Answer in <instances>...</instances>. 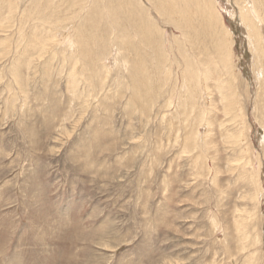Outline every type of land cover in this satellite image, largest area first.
<instances>
[{"label": "rangeland", "instance_id": "rangeland-1", "mask_svg": "<svg viewBox=\"0 0 264 264\" xmlns=\"http://www.w3.org/2000/svg\"><path fill=\"white\" fill-rule=\"evenodd\" d=\"M94 1L0 0V264H264V0Z\"/></svg>", "mask_w": 264, "mask_h": 264}, {"label": "bare ground", "instance_id": "bare-ground-1", "mask_svg": "<svg viewBox=\"0 0 264 264\" xmlns=\"http://www.w3.org/2000/svg\"><path fill=\"white\" fill-rule=\"evenodd\" d=\"M182 1V0H181ZM190 1H192V0H190ZM243 1V0H242ZM248 1V0H247ZM250 1V0H249ZM260 1V0H259ZM184 2V1H183ZM187 2V1H186ZM195 2V1H194ZM256 2V1H255ZM187 3H190L191 4V2H187ZM207 3V2H206ZM205 3V4H206ZM95 4V5H94ZM190 4H189V6H190ZM193 4V3H192ZM245 4V3H244ZM136 5V6H135ZM140 5H141V3H140ZM139 5V7L137 6V4H135V0H133L130 4H129V10H128V14L130 15V16H132L133 15V13H135V16H136V21H138L137 23H141L142 22V19L140 18V14H139V10H142V5L140 6ZM187 5V4H186ZM185 5V6H186ZM10 6V5H9ZM95 6V8H96V12H95V14H93V12H92V14L94 15V16H96L97 18H99V16L101 17V13H100V11H99V2H98V0H97V3L94 1V3H93V5H92V7H94ZM127 6V5H126ZM156 6V5H155ZM182 6V5H181ZM195 6V5H194ZM208 6V5H207ZM210 6H212V4L210 5ZM243 7V6H242ZM248 7V6H247ZM156 8H157V6H156ZM170 8V7H169ZM181 8V7H180ZM203 8H204V5H203ZM251 8V7H250ZM10 9H11V7H10ZM126 9V8H125ZM161 9V8H160ZM186 9V8H185ZM184 9V10H185ZM215 9V8H214ZM241 10H240V16H241V18H242V20L244 21V23H245V25H246V27H247V29H248V31H249V35L252 37V39L254 38V36H255V38H256V42H261L260 40H259V38H262V36L261 37H258V34H257V30H260V29H258L259 28V26H257L256 27V24H255V22L250 18V17H248L245 13H244V7H243V9L242 8H240ZM248 9V8H247ZM165 10V9H164ZM183 10V9H182ZM192 10H193V8H192ZM255 10V9H254ZM135 11V12H134ZM248 11H250V10H248ZM100 13V15L98 16V15H96V13ZM206 12V11H205ZM213 12H214V10L211 8V12H210V16H209V21H211L212 23H213V21H214V23L216 24V25H214V26H219L220 28H221V31L223 32V36H220V37H218L217 35H216V37H218L219 39H223V38H226V41L224 42V40H221V41H223V47L224 48H222L220 51H218V54H219V57H218V63L220 64H222L223 65V67L222 68H224V69H226V71L228 70V73L230 72V70H231V68H232V66L230 65V59H231V41H230V34H229V32L230 31H228V29H227V27H225V25L223 24V23H221V21H220V16L218 17V13L216 14V13H214V18L212 17V15H213ZM215 12H216V10H215ZM258 12V11H257ZM254 13V12H253ZM252 13V14H253ZM146 15H147V13H145ZM182 14V13H181ZM186 14V13H185ZM196 14V13H195ZM216 14V15H215ZM249 14H250V12H249ZM252 14H250V15H252ZM256 14V13H255ZM254 14V15H255ZM163 16H164V14H162ZM205 15H207V12H206V14ZM221 15V14H220ZM183 16V15H182ZM147 17H148V15H147ZM200 17V16H199ZM208 17V16H207ZM203 17H201V19H202ZM38 19V18H37ZM91 19H92V16H91ZM133 19V18H132ZM183 19V18H182ZM39 20H40V22H41V26L43 27L44 26V24H51L52 23V21H50V18L47 20L46 18L45 19H43L42 17H40L39 18ZM57 20V19H56ZM63 20V19H62ZM93 20V19H92ZM188 20V19H187ZM206 20H207V18H206ZM180 21V20H179ZM243 21H241V22H243ZM257 21V20H256ZM199 22V21H198ZM257 22H259V21H257ZM261 22V21H260ZM4 23V22H3ZM208 23V22H207ZM93 24V23H92ZM260 24H262V23H260ZM242 25V24H241ZM6 26V25H5ZM8 26V25H7ZM6 26V27H7ZM145 26H146V28H147V30L148 31H152L154 28H156V27H154L153 26V23L151 22V20L150 19H148V20H146L145 21ZM180 26V25H179ZM190 26V25H189ZM202 26V25H201ZM210 26H211V28H212V25H211V23H210ZM243 26V25H242ZM260 26H263V25H260ZM128 27V26H127ZM181 27V26H180ZM5 28V27H4ZM47 28H49L48 30H47V33H46V35H43L44 37H42L41 36V34L38 36H36V38H57V33H55L56 31V26L55 27H47ZM216 28H218V27H216ZM257 28V29H256ZM157 30H158V28H156ZM177 29H178V27H177ZM181 29H182V27H181ZM50 30H52V32H50ZM190 30V29H189ZM212 30V29H211ZM218 30V29H217ZM263 30V29H262ZM1 31H3V29H1ZM54 31V32H53ZM180 31H182V30H180ZM247 31V32H248ZM156 32V31H155ZM37 33V32H36ZM78 33H79V31L77 32V31H75V33L71 36V37H69V38H73V37H77L78 36ZM153 33V32H152ZM221 33V32H220ZM264 33V32H263ZM156 34H159V33H156ZM232 34V33H231ZM248 34V33H247ZM259 34H260V32H259ZM160 35V34H159ZM185 35V34H184ZM182 36H183V33H182ZM185 36H187V35H185ZM249 37V36H248ZM264 37V36H263ZM12 38V37H11ZM66 38V37H65ZM86 38H87V35H86ZM116 38H120V39H124V37L122 36V35H120L119 33L116 35ZM189 38V37H188ZM7 40H5L4 42H2L1 43V45H2V48H4L1 52L2 53H6V52H8L9 51V48H10V43H9V38H6ZM67 39V38H66ZM77 39V38H76ZM104 39V38H103ZM128 39V38H127ZM180 39V38H179ZM217 39V38H216ZM249 39V38H248ZM263 39V38H262ZM37 40V39H36ZM51 40H54V39H51ZM50 39H47V42H50L51 41ZM119 40V39H118ZM156 40H157V38H156ZM160 40V39H159ZM192 40V39H191ZM58 41V40H57ZM78 41V40H77ZM90 41V40H89ZM103 41V40H102ZM123 41V40H122ZM183 41V40H182ZM251 41V40H250ZM45 42L46 41H41V39L40 40H37L36 42H35V44H32V47L33 48H35L38 44H39V46H37V47H39V49L40 50H42L45 46H46V44H45ZM105 41H103V43H104ZM110 42H112V41H110ZM109 42V43H110ZM156 42V41H155ZM158 42V41H157ZM160 42H161V40H160ZM181 42V41H180ZM23 43V42H22ZM32 43H34V42H32ZM54 43V42H53ZM74 43V42H73ZM79 43V42H78ZM77 43V44H78ZM126 43V42H125ZM131 43V42H130ZM221 43V42H220ZM220 43L218 42V45H220ZM226 43V44H225ZM264 43V42H263ZM19 43H17V45H18ZM55 44V43H54ZM84 44H85V42H84ZM132 44V43H131ZM159 44H161V43H159ZM190 44V43H189ZM248 44V43H247ZM250 44V43H249ZM259 44V43H258ZM20 45V44H19ZM56 45V44H55ZM179 45H180V43H179ZM183 45H185V44H183ZM217 45V44H216ZM217 45V46H218ZM262 45V44H261ZM70 45H68L67 47H69ZM81 46V45H80ZM79 45H77L76 47H80ZM86 46V45H85ZM128 46V45H127ZM257 46V45H256ZM157 47V46H156ZM49 48V47H48ZM120 48L122 49H125V46L123 45V46H121V44H120ZM161 48V47H160ZM262 48H264L263 46H262ZM84 48H82V50H83ZM122 49V50H123ZM127 49V48H126ZM150 49V48H149ZM163 49V48H162ZM249 49H250V47H249ZM255 49H257V47L255 48ZM259 49V48H258ZM53 50V49H52ZM73 50H75V49H73ZM81 50V49H80ZM161 50V49H160ZM186 50V49H185ZM254 50V49H253ZM261 50V52L263 53L264 51H263V49H260ZM260 50H258L259 52L258 53H260ZM155 51H156V49H155ZM159 51V50H158ZM163 51V50H162ZM188 51V50H187ZM190 51V50H189ZM257 51V50H256ZM40 53H42L41 51H40ZM189 53V52H188ZM255 53V52H254ZM78 54H82V53H78ZM77 54V55H78ZM85 54V53H84ZM120 54H121V52H120ZM167 54V53H166ZM180 54V53H179ZM182 54V53H181ZM193 54V53H192ZM74 55V54H73ZM159 55V54H158ZM80 56V55H79ZM83 56H85V55H83ZM182 56V55H181ZM259 56V55H258ZM76 57V56H75ZM129 57V56H128ZM186 65H187V68H186V70L185 71H187V72H189V74L191 75V77H192V79H193V81H195V83L197 82L198 83V81H196V79L198 78V76H200V75H198V71H197V69H193V67H192V64H191V61H190V59L189 58H187L188 57V54L186 53ZM78 58V57H77ZM80 58H81V56H80ZM157 58V57H156ZM76 59V58H75ZM79 59V58H78ZM192 59V58H191ZM256 59V58H255ZM160 60V59H159ZM76 61V60H75ZM78 61H80V60H78ZM125 61V60H124ZM183 61V60H182ZM198 61V60H197ZM258 61V60H257ZM184 62V61H183ZM153 63V62H152ZM196 63V62H195ZM261 63V62H260ZM264 63V62H263ZM73 64H75V63H73ZM119 64V63H118ZM164 64V63H163ZM210 64V63H209ZM219 64L217 65V66H219ZM220 64V65H221ZM256 64H259V63H256ZM255 64V65H256ZM76 65V64H75ZM80 65V64H79ZM121 65H122V63H121ZM211 65V64H210ZM209 65V66H210ZM230 65V66H229ZM76 67V66H75ZM78 67V66H77ZM76 67V68H77ZM157 67V66H156ZM161 67V66H160ZM256 67H257V65H256ZM204 68V75H203V77L201 76L200 78H203L202 80H201V82H202V84L204 85H202V87L205 89V90H207L208 92H207V97H208V95L211 93L210 91H209V86H207V82H208V84H209V79H208V72H209V69H208V67H203ZM260 68H263V67H260ZM259 68V69H260ZM79 69V68H78ZM156 69V68H155ZM167 69V68H166ZM221 69V68H220ZM224 69H222V70H224ZM258 69V68H257ZM80 70V69H79ZM163 70V69H162ZM168 70V69H167ZM78 71V70H77ZM164 71V70H163ZM166 71V70H165ZM211 71V70H210ZM213 71H214V69H213ZM212 71V72H213ZM220 72H221V70H219ZM233 71V70H232ZM259 71H261L262 72V70H258V72ZM264 71V70H263ZM109 72V71H108ZM162 72V71H161ZM211 72V73H212ZM222 72H224V71H222ZM234 72V71H233ZM257 72V74H259ZM74 73H76V71H74ZM110 73V72H109ZM216 73V72H215ZM73 74V73H72ZM163 74V73H162ZM200 74V73H199ZM217 74H218V72H217ZM217 74H215V75H217ZM261 74V73H260ZM263 74V73H262ZM261 74V75H262ZM166 75H167V73H166ZM182 75V74H181ZM187 75V74H186ZM213 75V74H212ZM232 75H233V73H232ZM231 75V76H232ZM73 76V75H72ZM75 76V75H74ZM210 76H211V74H210ZM221 76V75H220ZM227 76V75H226ZM166 77H168V76H166ZM217 77V76H216ZM184 78V77H183ZM212 77H210V79H211ZM236 78V77H235ZM261 78H263V77H261ZM78 79V78H77ZM218 79V78H217ZM260 79V78H259ZM264 79V78H263ZM71 80V79H70ZM72 80H74V79H72ZM75 80H76V78H75ZM160 80V79H159ZM159 80H158V82H159ZM198 80V79H197ZM212 80V79H211ZM210 80V82H212ZM214 81H216V83H217V80H214ZM72 82V81H71ZM74 82V81H73ZM78 82V81H77ZM76 82V83H77ZM192 82V81H191ZM200 82V83H201ZM235 82V81H234ZM238 82V81H237ZM259 82V81H258ZM264 82V81H263ZM192 83H194V82H192ZM215 83V84H216ZM224 84V86H223V84ZM220 85H216L215 87H217V89H218V91L217 92H220V94L222 93V95H221V100H223L221 103L223 104V112H225V114L230 118V121L231 120H235L236 119V117L238 116L239 118H237V119H239L240 121H238V123L240 122V125H241V128H240V130H239V132H237V133H235V132H233V133H231V134H229V136H228V141L229 142H232V143H234V144H241L242 143V141H243V137H244V131L242 130L243 129V125H244V116H243V107L242 106H239V104L240 103H238L239 101L237 100V99H235V96H234V93H236L235 92V89L234 88H231V86L229 85V84H227L225 81L224 82H222ZM226 83V84H225ZM233 83V82H232ZM231 83V84H232ZM74 84H75V82H74ZM80 84V83H79ZM78 84V85H79ZM73 85V84H72ZM195 85V84H194ZM263 85V84H262ZM74 86V85H73ZM75 87V86H74ZM188 87V86H187ZM191 87V86H190ZM196 87H198V86H196ZM233 87H234V85H233ZM259 87V86H258ZM189 88V87H188ZM224 89H227L226 91H224ZM190 90V89H189ZM237 90V89H236ZM226 92V94H224ZM195 93V92H194ZM190 94H193V93H191L190 92ZM237 94V93H236ZM205 95V94H204ZM207 97H205L206 99H208ZM237 97V96H236ZM240 98V97H239ZM241 99V98H240ZM185 100V99H184ZM242 100V99H241ZM186 101V100H185ZM207 101V100H206ZM191 102H193V101H191ZM194 102H197V101H195L194 100ZM212 102V101H211ZM207 104L208 105H212V103H210L209 101L207 102ZM193 105V104H192ZM242 105V104H241ZM194 106V105H193ZM264 107V106H263ZM239 114V115H238ZM202 118H203V116H202ZM236 121V120H235ZM208 123V122H207ZM231 123V122H230ZM237 123V122H236ZM209 124V123H208ZM261 124H262V121H261ZM232 126V125H231ZM236 126V125H235ZM237 127V126H236ZM237 129V128H236ZM237 131V130H236ZM242 149V148H241ZM247 148L245 147V148H243V150L245 151ZM243 150H241V151H243ZM248 150V149H247ZM239 160V159H238ZM237 161V160H236ZM238 162V161H237Z\"/></svg>", "mask_w": 264, "mask_h": 264}]
</instances>
